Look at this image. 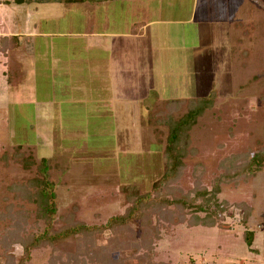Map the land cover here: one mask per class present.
Segmentation results:
<instances>
[{"label": "rangeland", "instance_id": "rangeland-1", "mask_svg": "<svg viewBox=\"0 0 264 264\" xmlns=\"http://www.w3.org/2000/svg\"><path fill=\"white\" fill-rule=\"evenodd\" d=\"M39 1L0 0V34L16 36L12 41L14 49L0 54V213L3 214L0 240L8 234L10 226L23 234L39 233L46 227L35 221V205L17 199L9 189L37 173V166L25 170L15 162L18 147L38 164L42 158L50 161V179L57 195L56 219L75 206L78 221L100 227L129 206L123 187L134 185L147 193L163 176L168 129L156 125L152 115L164 108L167 100L206 97L209 91H217L214 107L199 118L191 132L196 155L186 159L184 175L174 187L192 189L195 184L192 171L200 162L205 166L201 183L211 188L214 179L223 172L219 166L223 158L264 146V0L247 1V5L242 4L237 10L235 19L238 17L247 24L242 27L250 37H244V45L237 46L236 32L232 33L230 74L219 73L222 62L219 63L215 46L223 38L214 34L216 20L224 13V21L228 20L225 16H231L226 14V8L208 18H202L201 13L196 15V20L201 18L202 35L208 46L203 58L192 59V47L201 41L199 35L189 32V24L179 29L183 33H170L171 49H155L154 63L146 69H150L147 77L128 71L125 90L122 95L118 91L123 98L118 95V99L126 104L135 94L143 103L139 124L134 127L138 122L130 123V129L125 123L128 120H123V125L117 124V100L113 98L116 85L111 84L109 74L106 71L99 72V76L90 74V52L82 48L78 55L74 51L73 57L70 50L76 42L73 36L40 34L59 27L57 23L70 28L68 22L72 24V20L69 17L61 22L54 17L53 23L42 20L46 14L57 16V6H42ZM222 76L226 81L218 83ZM149 78L152 83L147 82ZM182 115L179 112L176 117ZM122 118L120 114L119 119ZM218 197L230 204L217 218L221 227H191L189 214L177 223L174 217L180 214L171 208L172 217L157 223L161 236L154 247L155 261L264 264V168L247 182L225 183ZM241 203L252 208L248 225L243 223L244 209L236 206ZM24 209L32 212V217L27 223L24 220L16 223L19 211ZM246 230L255 233L252 248L244 238ZM67 248L69 245L60 247L62 252ZM255 248H259V253ZM3 250L8 256L24 254L20 244L13 249L0 247V253ZM102 253L98 259H102ZM51 254L50 247L36 249L25 264H62L52 259Z\"/></svg>", "mask_w": 264, "mask_h": 264}, {"label": "trees", "instance_id": "trees-1", "mask_svg": "<svg viewBox=\"0 0 264 264\" xmlns=\"http://www.w3.org/2000/svg\"><path fill=\"white\" fill-rule=\"evenodd\" d=\"M12 41L13 38L0 37V53L6 54L9 49H14L15 43ZM216 98L217 91L212 90L206 97L167 100L164 108L153 113L154 123L168 129L164 174L156 181L152 191L147 193H142L134 185L123 187L129 206L123 214L111 217L107 224L100 227L78 221L75 206L56 219L57 195L55 184L50 179V161L42 158L38 164L33 156L26 155L18 147L15 150V162L25 170L37 166V173L25 182L11 185L9 189L17 199L35 205V221L46 227L39 233L23 234V231L16 232L14 226H10L8 234L0 240V247L13 249L15 244H20L24 254L19 257L8 256L6 250H3L0 253V264H25L31 259L32 251L43 247H50L51 258L62 264H175L155 261L154 247L161 236L157 223L163 218H171V208L174 207L180 214L178 217L176 214L173 216L177 223L189 214L188 225L191 227H221L217 221L219 213L226 211L230 205L227 201L219 200L222 185L239 183L241 180L247 182L264 168V146L259 149L247 148L222 159L219 166L223 172L214 179L211 188L201 183L205 166L200 162L195 164L192 171L195 177L192 189L185 191L179 186L174 187V183L184 175L186 159L197 152L191 132L199 118L214 107ZM179 112H183V115L177 118ZM5 159L8 163L7 155ZM236 206L244 209L243 223L247 224L252 212L251 206L244 203ZM19 212L16 223L22 220L27 223L32 217V212L25 209ZM200 213H205V216ZM0 217L3 219L2 213ZM253 235L251 231L244 232L249 245L252 244ZM67 245L69 248L62 252L60 247ZM101 252H104L102 259H98ZM85 260L89 262L85 263Z\"/></svg>", "mask_w": 264, "mask_h": 264}, {"label": "crops", "instance_id": "crops-1", "mask_svg": "<svg viewBox=\"0 0 264 264\" xmlns=\"http://www.w3.org/2000/svg\"><path fill=\"white\" fill-rule=\"evenodd\" d=\"M247 1L250 0H40L38 3L42 6L48 4L57 6V16L46 14L42 17V20L48 23H53L54 17H58L56 19L60 22L66 20V17L72 20V24L71 21L68 22L70 28H64L61 23H57L59 27H52L51 30H44L40 34L44 37L50 35L71 38L73 36L72 39L76 42H73L74 48H70L72 50L71 56H73L74 51L78 55L82 48L90 52L89 55L92 57V59L88 58L90 59V74L99 76V72L105 73V71L109 74L111 84L116 85L113 98L117 100L115 101L117 124L123 125L122 121L128 120L125 123H128L126 126L130 129V123L138 122L134 127L138 126L143 103L133 93L131 99L125 101L126 104L118 99V91H121L122 95V91L125 90L123 84H127L128 73L131 72L143 78L147 77L150 69H146L149 66L152 67L154 63L155 49L160 48V51L171 49L168 46L171 39L170 35L183 33L179 29L189 24L191 26L189 32L199 35L198 39L201 41L198 46L192 47V59L203 58L206 55L208 46L205 44L207 42L203 37L204 34L202 35L204 27L201 18L199 21L196 20V15L201 13L202 18H208L212 17V14L214 15L219 9L226 8V14L230 13L231 16L227 15L225 18L230 22H227L228 20L224 21L223 15L225 13L221 15L219 20H216L217 24L214 25L216 28L214 34L223 38L215 46L220 59L219 63L222 62L219 73L230 74L233 62V58L230 56L232 53L230 47L233 42L232 35L234 36L232 33L236 32L234 40L237 46L245 42L244 37H250L247 29L242 27L246 23H243L238 17L235 19L237 10L241 9L242 4L247 5ZM65 7L67 10H64ZM249 24L251 25V23ZM208 27L211 28V26ZM0 37L9 36L0 34ZM13 37L16 36L13 35ZM246 50L248 49H243V51ZM9 51H12V49H9ZM112 75L113 77H111ZM224 77L219 79L218 83H222L225 80ZM147 82L152 83V78H149ZM121 95L119 97L123 98ZM199 96L205 97L203 95ZM154 104L157 105V103ZM120 114L123 115L122 119H119ZM122 128L120 127V129ZM253 234L250 248L255 243V233ZM255 249L254 251L259 253V248ZM200 264H206V262L203 261Z\"/></svg>", "mask_w": 264, "mask_h": 264}]
</instances>
